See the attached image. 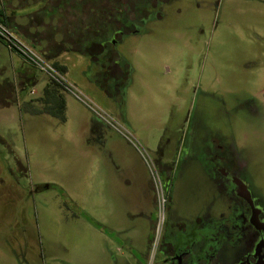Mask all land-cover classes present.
I'll list each match as a JSON object with an SVG mask.
<instances>
[{
	"label": "rangeland",
	"instance_id": "1",
	"mask_svg": "<svg viewBox=\"0 0 264 264\" xmlns=\"http://www.w3.org/2000/svg\"><path fill=\"white\" fill-rule=\"evenodd\" d=\"M89 1L0 0L6 13L11 10L20 17L22 27L49 50L66 38L59 33L68 25L96 19L98 34L104 29L102 40L118 34L111 52L121 58L126 71L123 83L111 84L109 90L93 76L96 64L75 51L70 42L75 32H68L67 44H62L68 49L48 60L41 48L24 42L48 65L55 60L64 66L63 79L86 103L62 91L65 120L60 122L46 113L31 114L32 109H43V73L34 69L37 83L13 99L7 86L0 85V264H102L103 251L114 248L93 222L104 223V217L113 215L116 192H81V176L88 173L84 167L89 166L88 176L94 178L89 165L94 152L87 144H128L124 136L129 135L156 169L154 153L159 150L161 167L171 169L166 184L176 206L186 197L201 205L197 193L202 197L217 192L204 181V167L183 171L184 158L193 153L189 144L232 140L250 190L264 197V0H156L157 8L139 5L140 0ZM81 2L83 14L75 11ZM113 2L121 12L110 9ZM92 4L98 6L94 11L89 10ZM53 7L61 11H50ZM134 11L150 21L140 19L135 28L141 32L123 34L121 30H129L124 20ZM19 66L18 57L0 46V83L5 79L17 90L24 79ZM95 125L104 128L97 135L92 132ZM212 153L210 149L207 154ZM110 179L105 175L102 183ZM84 184L91 185V179ZM128 193L136 202L140 199L141 210L149 209L147 192ZM119 215L127 217L124 205ZM130 215L131 222L140 221ZM140 233L137 227L138 240ZM107 259L106 264H113Z\"/></svg>",
	"mask_w": 264,
	"mask_h": 264
},
{
	"label": "flooded vegetation",
	"instance_id": "2",
	"mask_svg": "<svg viewBox=\"0 0 264 264\" xmlns=\"http://www.w3.org/2000/svg\"><path fill=\"white\" fill-rule=\"evenodd\" d=\"M156 2L140 0L139 5L144 3L157 8ZM140 19L146 23L150 21L148 15L140 18L135 11L129 13L128 20L123 23L129 30H121L122 33L141 32L142 29L135 28H138L136 22ZM131 20H135L134 26L128 23ZM111 36L105 44L104 40H98L95 44L74 45L76 52L84 53L90 62L96 64L93 76L109 86V90H113L111 84L119 86L123 83L126 73L121 58L111 52V48L116 47L114 37L118 39L116 42L119 41L118 34ZM200 143L196 140L189 144L193 153L184 158L187 163L183 171L196 165L204 167L207 178L204 181L211 182L217 192L201 194L202 197L200 192L197 193L201 205L199 202V205L192 204L194 198L186 197L182 205L175 206L174 196L166 189V180L159 176L158 168H155L165 196L163 219L157 234L158 207L153 188L147 196L149 209L138 208L139 226L124 220L118 225L115 253L111 259L104 256L102 264H106V259L113 264H264V197L250 190L232 140L221 142L212 138ZM210 149L213 151L211 155L207 154ZM159 153V150L154 153L157 160L160 159ZM137 227L141 231L139 240Z\"/></svg>",
	"mask_w": 264,
	"mask_h": 264
},
{
	"label": "crops",
	"instance_id": "3",
	"mask_svg": "<svg viewBox=\"0 0 264 264\" xmlns=\"http://www.w3.org/2000/svg\"><path fill=\"white\" fill-rule=\"evenodd\" d=\"M10 12L12 11L10 10ZM16 21L17 24H21L20 17L19 18L17 17ZM0 46L2 45L0 44ZM16 57H18V59L20 60V65H21V68L20 66L18 68V72L21 73L22 75V73H25V67L27 66V64L18 55H16ZM93 127L94 129L92 130V132H94L96 135L99 134L97 133L98 131L101 132L104 129L97 125ZM87 145H88L87 149H91V151L94 152L93 157L90 159L92 163L89 164L91 165L90 170L94 178L92 180L91 175L88 176L89 166L87 168L84 167V170H88V173L87 176L85 174H82L81 176L82 177L81 192H86L87 188L91 189L92 192H96L95 194L97 196L101 195L100 192H116L117 198H113V204L110 208V210H112L113 212V215L112 216L109 215L107 216V218L104 217L103 219L104 223H99L97 220L93 222V225L97 229L96 231L100 234V236L106 239L107 242L113 247L115 244V234L118 225L123 220L126 223L137 224L138 222L137 220H136L137 222H135V220L131 222L130 220L132 219V216L130 214H135L136 217L138 208L139 206H142V204L141 203L139 204L140 199L138 198L136 202V199H134L135 196H133L132 197L133 199H131V195L128 192H147L145 195V200L147 201L148 193L153 192L152 180L142 156L137 151V149H135L134 146H132L129 142L128 144H126V142L120 143L118 144V146H115V144H111V143H102V144L95 143L93 145L91 144V146L90 144ZM162 162L163 159L160 158L155 163L158 166L159 171L162 173V178L167 182L170 180L171 177V169L167 167L164 168L161 167ZM105 175L111 176V179L109 180L110 183L107 185L106 184L104 185L102 183V178ZM88 177L91 179L92 186L84 184L86 178ZM166 189L168 191L170 190L169 188ZM84 202H86V200ZM87 202H88V198H87ZM83 205L85 204L83 203ZM122 205H124L127 211V217H125L124 219L121 218L119 215ZM113 207H116V212H114L115 209H112ZM99 209L101 210L100 212L104 211V214L106 213L109 214L110 212V210H106L103 208H99ZM114 223L115 226H113ZM113 253H115V246L110 251L104 250L103 257L105 256L109 258L112 256Z\"/></svg>",
	"mask_w": 264,
	"mask_h": 264
},
{
	"label": "trees",
	"instance_id": "4",
	"mask_svg": "<svg viewBox=\"0 0 264 264\" xmlns=\"http://www.w3.org/2000/svg\"><path fill=\"white\" fill-rule=\"evenodd\" d=\"M88 2V0H86ZM92 3L95 2V4H98V2H96L95 0H90ZM89 1V3H90ZM85 2V0H84ZM84 2H81L82 4L78 5V9L75 6V11H79L80 14H83L85 11L83 9L84 6ZM112 3V2H111ZM119 5H115V3L113 2L112 7H110V9H112L114 7V10L116 11H120V7H118ZM48 8V7H47ZM98 6L93 5L92 7L89 9L91 11H94L95 9H97ZM110 9H108L107 11H110ZM56 12L57 14L61 11V9L59 7L56 8H52L50 11ZM84 11V12H83ZM89 12V11H88ZM16 16L13 14V12H10L8 15L6 13V7L4 5L0 6V22L4 23L8 28H10L13 33L18 37L19 40H21L22 42H27L31 48L34 49H39L38 51L41 52V55L46 59H53V58H57L59 57L60 54H62L64 51H66V47L62 46V44L66 43V39H67V34L68 32H70L71 34H73V32H75L74 34V38L75 41H70L72 43V45L78 44V43H89V44H95L96 41L99 40V42H103L102 41V37L101 35L98 34V28H94L93 23L97 22L96 19H87L86 21H90L88 25L83 22L79 21V24L76 23L73 24L72 26L68 25L67 29L64 30L65 33L61 32L59 33L60 36H65L66 38H63V40L60 38L58 41L59 46H57L56 50H49L45 45H42L41 40L37 41L34 40L32 38V36L30 35V32H27L26 28L24 29L21 24H17L16 22ZM49 21H55L52 20L51 18H45L46 20ZM57 19V18H56ZM111 20V19H110ZM38 21V20H37ZM100 26L102 25L101 22ZM98 24V23H96ZM82 25V26H81ZM86 26L91 27L88 28V31L85 29ZM81 27V28H80ZM103 28V26L101 27V29ZM96 29V30H95ZM86 30V31H85ZM56 35V34H55ZM58 35V34H57ZM56 38V37H54ZM79 39V40H76ZM53 41V40H52ZM70 42H68L70 44ZM95 42V43H94ZM47 43V39L45 40V44ZM0 44L7 49L9 52H11L12 54L18 55L21 59H23L17 52H15L14 50H11L8 48L7 44L4 43L2 40H0ZM67 44V43H66ZM104 44H105V39H104ZM24 60V59H23ZM25 62V61H24ZM27 64V63H26ZM54 69H56L57 71H59L60 73L64 74L66 72V68L64 66H61L57 61H53L52 65H51ZM34 66L33 65H29V63L27 64V66L25 67V72H29L28 74L26 73V75L24 73H22V78L24 77V79L21 80V83L19 84L20 87H18L17 90H15V88L12 87L13 84H11L10 82H7L5 79L0 83V85H2L3 87L6 85V91L9 92V94L12 96V99L14 98L15 94L18 93V95L22 92V91H26V93L29 91L32 87H34V84L37 83V77L35 71H34ZM62 89L61 87L54 82L53 80L50 79H46L45 81V85L42 88L41 91V97L40 102L43 105V109L40 111L39 110H31V114H42V113H46L49 114L50 116L57 118L60 122H64L65 118H64V109H65V104H64V100L61 97V93ZM36 111V112H35Z\"/></svg>",
	"mask_w": 264,
	"mask_h": 264
},
{
	"label": "built area",
	"instance_id": "5",
	"mask_svg": "<svg viewBox=\"0 0 264 264\" xmlns=\"http://www.w3.org/2000/svg\"><path fill=\"white\" fill-rule=\"evenodd\" d=\"M0 40L6 43L9 49L17 52L24 59V61L33 65L38 72L43 73V75L46 76L48 79L56 82L61 87L62 91H65L66 93H70L76 99L80 100L82 103H86L84 99L81 97L80 93L74 88V86H72L67 80L63 79L64 76L62 73L54 69L52 66L48 65L42 59L38 58L28 48V46H26L24 42L19 40L14 34H12L10 29L2 22H0ZM102 119L104 118L102 117ZM104 120L110 124L108 120L106 119ZM124 137L140 153L150 173L154 192L156 193L157 207H158V218H157L158 226L156 228V234H157L159 229V224L162 222L163 219V207L165 203V196L163 193L164 190L161 186V182L157 175L155 166L153 162H151L150 158L147 155H145V151L142 148H140L139 145L135 143L134 140H132L129 135L128 136L126 135Z\"/></svg>",
	"mask_w": 264,
	"mask_h": 264
}]
</instances>
